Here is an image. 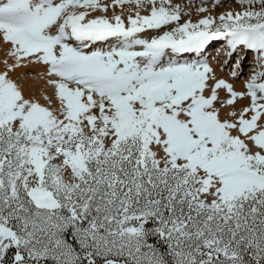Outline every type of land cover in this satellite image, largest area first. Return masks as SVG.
Segmentation results:
<instances>
[{
  "label": "snow or ice",
  "instance_id": "1",
  "mask_svg": "<svg viewBox=\"0 0 264 264\" xmlns=\"http://www.w3.org/2000/svg\"><path fill=\"white\" fill-rule=\"evenodd\" d=\"M236 2L0 0V264H264V0ZM215 40L233 78L253 54L243 90L176 58ZM31 64L57 108L10 76Z\"/></svg>",
  "mask_w": 264,
  "mask_h": 264
},
{
  "label": "bare ground",
  "instance_id": "2",
  "mask_svg": "<svg viewBox=\"0 0 264 264\" xmlns=\"http://www.w3.org/2000/svg\"><path fill=\"white\" fill-rule=\"evenodd\" d=\"M112 1V0H111ZM173 3L182 5L184 7H187L189 10V13L194 16H203L207 14L212 15H218L222 11H226L229 8H237V2L236 0H221V2L216 6L213 7L214 4H216V0H172ZM207 7L209 9V13H200L197 11L200 7ZM119 8V7H118ZM134 7L132 6V3L130 5L126 4L123 5L119 9H115L114 11H117L118 14H123L125 17L128 15H134L137 11L134 10ZM140 13L143 15L144 12V6L138 9ZM113 11V12H114ZM103 14L99 10H97L94 15H100ZM150 33H145V35H149ZM221 42H224L226 44V41L220 40ZM110 43H113V41H109L104 44L98 43L97 47H107ZM215 43H218V40L210 41L209 45L206 47L202 55H198L196 53H185L182 54L176 58L183 61V58L187 56V54L191 55V60H205L210 67L214 69L215 76L218 78H223L228 80V82L233 83L236 90H243V84L244 81L247 80L250 71H251V61L248 59L250 56L247 55V57L244 60V67L243 72L239 76V78H233L231 76V69L233 67V64L230 65V63L224 64V57L213 55L212 57H209L210 54L208 50L209 47L214 45ZM225 44H221V46H225ZM8 50L9 45L3 43L0 41V72L6 70L5 66V60H7L9 63H12V58L8 56ZM251 53V52H250ZM206 54V56H205ZM208 55V57H207ZM218 56V57H217ZM193 58V59H192ZM205 58V59H203ZM236 59V54L234 61ZM10 76L17 81L21 85V87L24 90V94L26 97H30L33 99L38 100L42 105L50 106L52 108H57L59 106V101L57 100L54 90L47 85L46 80V66L42 64H31L27 66H21L20 68H17L16 70L10 72ZM220 95L223 97L226 95L224 91H221ZM49 97L51 100V104H49V100H46L45 97ZM247 101H240L237 105L238 107L242 104H246Z\"/></svg>",
  "mask_w": 264,
  "mask_h": 264
},
{
  "label": "rangeland",
  "instance_id": "3",
  "mask_svg": "<svg viewBox=\"0 0 264 264\" xmlns=\"http://www.w3.org/2000/svg\"><path fill=\"white\" fill-rule=\"evenodd\" d=\"M157 2H159V0H157ZM101 3H106V4H108L109 5V8H108V15H112L113 14V11L115 10V9H119L121 6H119V5H113L112 4V1L111 0H101ZM173 3V2H172ZM126 4H128V5H130L131 3H126ZM126 4H124V6L126 5ZM173 4H175V3H173ZM132 6H134V7H136V4L135 3H132ZM181 6V8L183 9V13H182V20H181V22H183L184 20H187V19H192L193 20V22H195L196 20H198L201 16H194V15H192V14H190L189 13V10H188V8L187 7H184V6H182V5H180ZM119 7V8H118ZM150 8H151V5L150 4H148V3H145L144 4V13L145 14H148V12L150 11ZM137 8H134V10H136ZM138 10V9H137ZM116 14H118V12L117 11H114ZM184 13H187V15H184ZM146 33H150V34H152V35H154L155 34V32L153 31V30H148V32H146ZM209 54V53H208ZM188 55H190V54H188ZM234 58H235V54L233 55V57H232V59L228 62V63H230V65H232L235 61H234ZM178 59V58H177ZM186 60H188V59H186ZM189 61V60H188Z\"/></svg>",
  "mask_w": 264,
  "mask_h": 264
}]
</instances>
